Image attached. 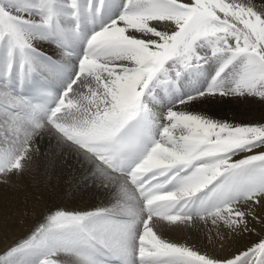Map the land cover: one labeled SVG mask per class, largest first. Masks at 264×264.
<instances>
[{
  "label": "snow or ice",
  "instance_id": "snow-or-ice-1",
  "mask_svg": "<svg viewBox=\"0 0 264 264\" xmlns=\"http://www.w3.org/2000/svg\"><path fill=\"white\" fill-rule=\"evenodd\" d=\"M219 98L264 103V0H0V183L43 167L50 137L111 190L0 206V236L38 217L0 264H264V236L218 255L168 235L264 229V123L197 110Z\"/></svg>",
  "mask_w": 264,
  "mask_h": 264
},
{
  "label": "bare ground",
  "instance_id": "bare-ground-1",
  "mask_svg": "<svg viewBox=\"0 0 264 264\" xmlns=\"http://www.w3.org/2000/svg\"><path fill=\"white\" fill-rule=\"evenodd\" d=\"M42 50L48 55L58 52L54 46L44 45ZM208 111L219 119H226L236 124L264 122V103L253 98H219L218 100L199 106L197 110ZM53 144L50 137H45L38 143L40 152L47 154V160L43 167L37 162L32 172L24 178H12L7 183H0V206L14 204L17 208L30 207L35 197H39L41 205L50 207L60 206L67 210L85 211L105 206L109 203L108 193L111 190L93 186L85 181L81 172L62 161L59 156L53 155ZM2 179V178H0ZM25 197L27 204L24 203ZM38 217H32L28 221V228L35 224ZM199 223L195 229L184 232L169 233V238L195 244L204 251L218 255H232L234 252L247 248L253 242L264 236V229L257 224L253 233H245L223 240L224 247H220L221 241L216 237V227L210 221V226ZM28 228H17L7 236H0V251L15 240L23 237Z\"/></svg>",
  "mask_w": 264,
  "mask_h": 264
},
{
  "label": "rangeland",
  "instance_id": "rangeland-1",
  "mask_svg": "<svg viewBox=\"0 0 264 264\" xmlns=\"http://www.w3.org/2000/svg\"><path fill=\"white\" fill-rule=\"evenodd\" d=\"M258 101V100H257ZM260 123H264V122H255V123H251V124H260ZM243 124H250V123H243ZM211 224L205 223L204 226H210Z\"/></svg>",
  "mask_w": 264,
  "mask_h": 264
}]
</instances>
